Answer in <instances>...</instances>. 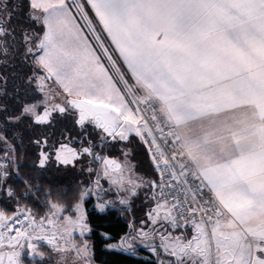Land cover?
Wrapping results in <instances>:
<instances>
[{
  "label": "snow or ice",
  "instance_id": "obj_1",
  "mask_svg": "<svg viewBox=\"0 0 264 264\" xmlns=\"http://www.w3.org/2000/svg\"><path fill=\"white\" fill-rule=\"evenodd\" d=\"M15 7L0 0V68L19 60L27 71L0 74V123L66 121L67 142L34 141L39 166L86 156L97 167L71 203L49 198L41 216L20 207L9 183L18 166L0 149V196L17 202L0 208V264L25 254L93 264L88 198L104 213L140 195L147 219L108 247L135 255L138 240L157 264H264V0H26L19 27ZM130 136L152 177L129 151L106 154Z\"/></svg>",
  "mask_w": 264,
  "mask_h": 264
},
{
  "label": "trees",
  "instance_id": "obj_2",
  "mask_svg": "<svg viewBox=\"0 0 264 264\" xmlns=\"http://www.w3.org/2000/svg\"><path fill=\"white\" fill-rule=\"evenodd\" d=\"M11 2L16 5V18L13 23L14 26L19 27L25 19L26 0H11ZM26 71L27 66L19 60L13 61L8 67L0 68V74L6 73L9 77L22 76ZM16 82L19 83L20 81L17 80ZM9 92L11 93V86ZM4 102L10 109L19 107L11 95L4 98ZM66 127H70V125L63 120L51 126H33L27 120L19 124H9L7 127L0 123V130L8 138L7 145L0 144V149L6 148L12 152L18 166L12 171L13 173L18 171L19 175L10 178L9 183L15 189L21 208L27 206L33 213L43 216L47 211L46 203L49 198L53 201L71 203L77 192L88 187L91 181L95 179V174L89 173L88 169L91 166L87 163L66 168L53 159L44 167L39 166L41 147L34 141L43 140L47 137L49 145L67 142L65 140ZM72 136L76 137V131L72 132ZM70 144H78V138ZM125 145H127L126 148ZM122 150L130 152L129 159L139 174L147 177L154 175L146 149L138 138L130 136L129 142H122L110 147L106 150V154L120 157ZM3 155L4 152L0 151V158ZM24 181H28V183H24ZM112 193H108L107 197L115 199V194ZM95 203L94 198H89L85 204L90 213L93 229L88 234L90 243L94 245L93 264H157V258L145 248L136 250L135 255L117 249H108L109 244L118 243L122 238L132 236L140 228L141 221L147 219L146 212L149 201L143 195L135 198L128 206L117 205L104 213H99L95 209ZM16 207V200L0 196V208L11 214ZM43 250L45 254H48L47 247H44ZM23 259L25 264H33V261L35 264H41L40 259H32L27 254L23 256ZM45 264H55V261H45Z\"/></svg>",
  "mask_w": 264,
  "mask_h": 264
},
{
  "label": "rangeland",
  "instance_id": "obj_3",
  "mask_svg": "<svg viewBox=\"0 0 264 264\" xmlns=\"http://www.w3.org/2000/svg\"><path fill=\"white\" fill-rule=\"evenodd\" d=\"M58 146V145H57ZM69 146L70 147H78L79 146V144H75V145H72V144H69ZM91 161V158H89V157H81L80 158V160L75 164V166H72V165H68V166H64V165H61V166H63V167H66V168H70V167H77L79 164H81V163H83V164H88V165H90L92 168H96L97 167V165L96 164H94V163H91L90 162ZM60 165V164H59ZM101 184L105 187V188H108L109 187V185H108V183H107V181H105V180H101ZM114 193V192H113ZM112 193V194H113ZM115 194V193H114ZM89 198H94V200L96 201V197L95 196H92V197H89ZM88 198V199H89ZM106 199H111V198H108L107 196L105 197ZM142 227V225H140V228ZM140 228H138V229H140ZM137 229V230H138ZM134 236H136V231H135V233L132 235V236H126V237H128L129 239L131 238V237H134ZM122 242V240L121 241H119L118 243H112V244H119V243H121ZM139 246H144V244H141L138 240L136 241V243H135V248H136V250H138L139 248ZM44 247H47L48 248V246L43 242V241H41V242H39V249L41 250V251H44L43 249H44ZM108 249H115V248H110V247H108ZM146 249H148L147 247H146ZM149 251H150V249H149ZM150 253H152L151 251H150ZM154 254V253H153ZM26 255V254H25ZM47 255V254H46ZM155 255V254H154ZM32 259H40L39 257H33V256H30ZM155 257L157 258V256L155 255ZM23 258V257H22Z\"/></svg>",
  "mask_w": 264,
  "mask_h": 264
},
{
  "label": "crops",
  "instance_id": "obj_4",
  "mask_svg": "<svg viewBox=\"0 0 264 264\" xmlns=\"http://www.w3.org/2000/svg\"><path fill=\"white\" fill-rule=\"evenodd\" d=\"M138 248H139V249H140V248H145V249H146V247H145V246H139ZM147 248H148V247H147ZM146 250H147V251L150 253V251H149V248H148V249H146ZM150 254H153V253H150ZM153 255H154V254H153ZM154 256H155V255H154Z\"/></svg>",
  "mask_w": 264,
  "mask_h": 264
},
{
  "label": "built area",
  "instance_id": "obj_5",
  "mask_svg": "<svg viewBox=\"0 0 264 264\" xmlns=\"http://www.w3.org/2000/svg\"><path fill=\"white\" fill-rule=\"evenodd\" d=\"M17 208V207H16ZM22 218V217H21Z\"/></svg>",
  "mask_w": 264,
  "mask_h": 264
}]
</instances>
